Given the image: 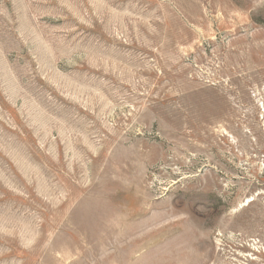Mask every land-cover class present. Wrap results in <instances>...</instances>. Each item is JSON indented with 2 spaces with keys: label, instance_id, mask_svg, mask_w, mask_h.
<instances>
[{
  "label": "rangeland",
  "instance_id": "rangeland-1",
  "mask_svg": "<svg viewBox=\"0 0 264 264\" xmlns=\"http://www.w3.org/2000/svg\"><path fill=\"white\" fill-rule=\"evenodd\" d=\"M0 264H264V0H0Z\"/></svg>",
  "mask_w": 264,
  "mask_h": 264
}]
</instances>
